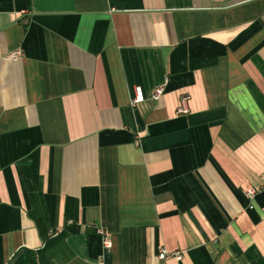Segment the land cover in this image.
<instances>
[{
  "label": "crops",
  "instance_id": "crops-1",
  "mask_svg": "<svg viewBox=\"0 0 264 264\" xmlns=\"http://www.w3.org/2000/svg\"><path fill=\"white\" fill-rule=\"evenodd\" d=\"M0 264H264V0H0Z\"/></svg>",
  "mask_w": 264,
  "mask_h": 264
},
{
  "label": "built area",
  "instance_id": "built-area-1",
  "mask_svg": "<svg viewBox=\"0 0 264 264\" xmlns=\"http://www.w3.org/2000/svg\"><path fill=\"white\" fill-rule=\"evenodd\" d=\"M10 58L14 61L18 60V58L21 56V52L20 50H16L13 51L10 55ZM163 88L162 87H157L152 95L153 99H158L161 94H162ZM144 96L142 93V89L141 87L137 86L134 89V97L132 99V103L136 104L139 103L141 101H143ZM178 111L180 113L185 112V107L184 105H181L180 108L178 109ZM249 195L253 194V190L249 189L248 191ZM100 233L102 234V245L104 249H108L111 246V238H110V234L108 233V231H100ZM182 251H174V252H168L166 250H160L157 254L158 259L162 260L164 258H167L169 256H173L175 259L179 260L181 258Z\"/></svg>",
  "mask_w": 264,
  "mask_h": 264
}]
</instances>
